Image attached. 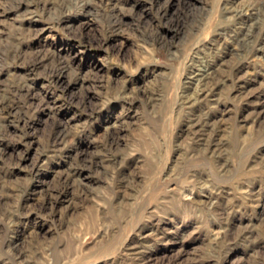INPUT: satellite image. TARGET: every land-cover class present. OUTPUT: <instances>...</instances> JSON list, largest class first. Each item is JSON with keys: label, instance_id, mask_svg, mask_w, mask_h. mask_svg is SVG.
I'll list each match as a JSON object with an SVG mask.
<instances>
[{"label": "rangeland", "instance_id": "obj_1", "mask_svg": "<svg viewBox=\"0 0 264 264\" xmlns=\"http://www.w3.org/2000/svg\"><path fill=\"white\" fill-rule=\"evenodd\" d=\"M0 264H264V0H0Z\"/></svg>", "mask_w": 264, "mask_h": 264}, {"label": "bare ground", "instance_id": "obj_2", "mask_svg": "<svg viewBox=\"0 0 264 264\" xmlns=\"http://www.w3.org/2000/svg\"><path fill=\"white\" fill-rule=\"evenodd\" d=\"M195 46V45H194ZM190 59V58H189ZM197 71V70H196ZM202 71V70H201ZM206 73H208V71H206V70H203L202 72H201V74H202V76H204ZM193 78V77H192ZM194 79V78H193ZM200 94H202L201 93V91H199V92H196L195 93V96L194 97H196V98H198L199 96H200ZM69 175V174H68ZM136 249V248H135Z\"/></svg>", "mask_w": 264, "mask_h": 264}]
</instances>
